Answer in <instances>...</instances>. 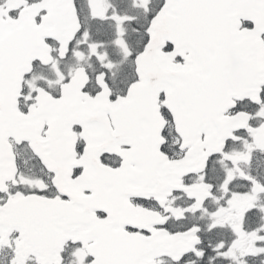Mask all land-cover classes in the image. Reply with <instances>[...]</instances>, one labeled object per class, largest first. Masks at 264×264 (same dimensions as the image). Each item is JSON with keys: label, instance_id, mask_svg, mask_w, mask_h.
Returning a JSON list of instances; mask_svg holds the SVG:
<instances>
[{"label": "snow or ice", "instance_id": "snow-or-ice-1", "mask_svg": "<svg viewBox=\"0 0 264 264\" xmlns=\"http://www.w3.org/2000/svg\"><path fill=\"white\" fill-rule=\"evenodd\" d=\"M0 264H264V0H0Z\"/></svg>", "mask_w": 264, "mask_h": 264}]
</instances>
